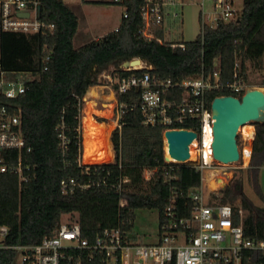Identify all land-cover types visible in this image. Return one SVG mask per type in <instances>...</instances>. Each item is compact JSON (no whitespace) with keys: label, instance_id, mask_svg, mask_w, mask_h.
Returning <instances> with one entry per match:
<instances>
[{"label":"trees","instance_id":"16d2710c","mask_svg":"<svg viewBox=\"0 0 264 264\" xmlns=\"http://www.w3.org/2000/svg\"><path fill=\"white\" fill-rule=\"evenodd\" d=\"M141 2L127 3L129 16L122 19L117 31L79 48L74 46L79 19L64 0H41V18L56 26L54 33L3 35L0 67L34 76L27 82L26 92L17 105L23 134L31 148L30 152L22 153V160L25 165L35 166L27 183L20 182L11 172L0 171V226L8 228L5 245L39 244L44 237L55 235L62 218L69 214L78 215L82 236L90 241L106 228H121L129 234L134 213L142 208L158 210L161 227L171 198L175 199L180 216L191 214L193 202L189 195L201 187V174L191 164H181L176 172L167 174L165 127L145 125L140 109L131 108L140 101L139 88L118 95L119 126L113 130L99 164L89 165L90 174L84 173L86 167L79 166L83 155L84 98L92 87L101 85L99 77L112 68L121 77L150 72L162 79L182 80L212 74L217 59L223 85L233 83L235 73L238 80L249 83V70L263 66L264 0H244L236 20L219 23L215 29L205 28L204 36L200 34L196 41L184 42L185 49L162 45L140 34ZM154 31L157 37L164 36L162 29ZM44 47L48 49L46 54ZM47 55L50 60L45 62ZM135 59L146 62L152 69L121 70L125 62ZM114 89L118 90V86ZM175 94L180 96L179 91ZM228 95L241 98L223 89L209 92L207 99L211 103L216 97ZM62 132L67 139L65 149L60 138ZM111 146L115 161L105 163L112 156ZM0 158L3 163L15 161L18 153L0 151ZM195 159L193 156L190 161ZM262 167L264 123L256 124L252 156L246 169L249 185L264 201L259 187ZM146 169L156 170L150 181L143 178ZM240 171L242 176L234 178L225 189L210 193V203L231 206L236 220L239 210H244L245 237L264 240V207L256 206L246 196L244 170ZM72 177L82 185L90 182L91 186L85 189L78 186L63 193L61 181ZM123 178L131 182L118 191L114 186ZM144 185L149 186V191L144 190ZM121 200H126L127 205L122 207ZM81 255L83 264H105L98 256L90 257L86 252ZM15 257V250L0 249V264H15ZM244 264H264L263 253H244Z\"/></svg>","mask_w":264,"mask_h":264},{"label":"built area","instance_id":"2783aa9c","mask_svg":"<svg viewBox=\"0 0 264 264\" xmlns=\"http://www.w3.org/2000/svg\"><path fill=\"white\" fill-rule=\"evenodd\" d=\"M129 1L114 0V3L124 6L122 19L129 16L127 5ZM212 1V12L208 15L202 12L201 36H204L205 28L215 29L219 23L236 20L241 13L235 9L233 0ZM185 4V0H142L140 13L143 26L140 34L148 40H157L162 45L185 49L184 41L177 42L168 38L169 32L179 24ZM201 5L204 6V0ZM40 13L41 0H0V42L6 33L45 35L54 33L56 26L43 21ZM24 14L29 16L25 17ZM158 28L164 31L162 38L155 34L154 30ZM118 29L119 27L115 30ZM43 51L46 54L47 47H44ZM49 60L50 56L47 55L44 61ZM142 69L151 70L152 67L142 61V66L129 68L122 66L121 70L133 72ZM220 74L216 59L213 72L208 76L173 80L162 79L145 72L142 76L133 73L128 77H121L119 71L112 68L99 77L100 81L103 79L107 83V87L114 88L117 85L118 90H115L117 95L133 88L141 89L139 103L132 105L131 108L140 109L145 125L164 126V134L172 130L197 133L194 140L196 146L194 142L192 143L195 160L179 162L168 158L165 149L167 174L176 172L181 164H191L201 174L202 185L189 195L193 207L187 217L179 215L175 199L171 198L164 210V220L160 227L161 237L157 244L135 245L121 228L101 230L93 241H90L82 236L78 215L69 214L62 218L55 235L44 237L36 245H5L3 240L8 234V228L0 226V249L15 250V264H83L82 252H86L90 257H100L105 264H244L246 252L257 251L264 255V240H251L245 237L244 210H239L236 220L231 206L210 203L209 195L214 190L204 194L203 185L209 179L207 174L210 173L211 179H215L216 182H222L223 179L215 178L213 174L215 170H222L228 166L214 158L215 120L211 110L212 102L208 101L207 94L228 89L242 97L247 90L246 85L238 80L237 73L234 75L235 81L226 85L220 82ZM33 79L32 73L10 72L0 67V151L18 153L15 161L3 163L4 159L0 158V171L13 173L24 183L31 180L35 166L25 165L22 160V153L30 152L31 148L23 134L21 110L17 101L25 94L27 82ZM177 91L180 92V96L175 94ZM105 103L109 105L108 102ZM117 110L119 122L121 113L118 103ZM245 128L253 129L251 135L245 132ZM208 136L213 137V140L208 142ZM255 137V123H248L239 130L240 161L245 155L249 156L250 161ZM60 138L65 149L67 139L63 132ZM82 165L86 167L84 173L89 175L90 168L89 165L83 164V155L79 159V166ZM155 172L156 170L146 169L143 178L150 181ZM130 182L129 178H123L114 187L121 191ZM78 186L85 189L91 184L88 182L82 185L73 177L61 181L63 193L72 192L73 188ZM120 204L124 207L127 201L121 200Z\"/></svg>","mask_w":264,"mask_h":264},{"label":"rangeland","instance_id":"374dc122","mask_svg":"<svg viewBox=\"0 0 264 264\" xmlns=\"http://www.w3.org/2000/svg\"><path fill=\"white\" fill-rule=\"evenodd\" d=\"M64 1L72 8V10L79 19L78 32L74 38V46L76 48H79L87 43L103 38L107 34L113 32L122 21L124 6L122 4L114 3V0ZM185 2L186 4L182 9L179 24L176 25V27H173L172 31L169 32L168 38L177 42H194L201 34L202 12L204 11L205 13H207V15L211 13L213 10V1L204 0V6L201 5L203 0H185ZM233 2L235 9L241 12L244 7V0H233ZM249 79L250 82L245 84L247 90L258 89L264 92V81H261L264 80V59L263 66L261 69L249 70ZM96 88V96L92 97V91L89 90V94L87 93L84 99L82 110L83 130L85 133V111L87 110V107H89V105H92L91 107L93 108V111H98V113H93V116L96 121L104 124L115 123V126L112 124H106L110 127V129L107 130L108 138H111L113 130L118 127L117 103L115 102V99L112 101V104L108 103L109 106H105V102H107V97L109 96L110 92L115 93L116 91L114 88L107 87V83L103 79L101 80V85L96 86ZM108 107L111 108L108 109ZM102 113L106 114L107 116H103ZM106 144L107 142H105L103 145L99 144L101 146H99L100 151L94 163H86L83 159V164L91 165L99 163ZM249 163L250 161L246 163L241 160L238 163L228 165L222 170H215V173L213 175L215 176V178L223 179L222 182H216L215 179H211L210 173H208L207 177L210 180L208 179V182L203 185L204 194L206 195L209 191L212 190H214V192L216 193H219L221 190L225 189L234 178L242 176L240 170H244V192L246 196L256 206L264 207V201L258 196L256 190L251 187L248 183L246 169L249 166ZM259 187L264 196V167L261 168L259 173ZM144 190L149 191V186L144 185ZM209 198H211V195H209ZM128 236L130 242L135 245L157 244L161 237L158 210L149 208H142L136 210L134 213L133 226ZM229 242L230 240H228V243Z\"/></svg>","mask_w":264,"mask_h":264},{"label":"water","instance_id":"95a60500","mask_svg":"<svg viewBox=\"0 0 264 264\" xmlns=\"http://www.w3.org/2000/svg\"><path fill=\"white\" fill-rule=\"evenodd\" d=\"M28 17V14H24ZM142 60L135 59L123 64L124 68L137 67ZM214 124V158L224 165L240 161L238 146L239 128L248 124L264 123V92L258 89H248L239 98L236 96H219L211 104ZM167 139L170 156L179 161L187 162L194 156L192 143L197 133L187 130H172L164 134Z\"/></svg>","mask_w":264,"mask_h":264},{"label":"bare ground","instance_id":"6f19581e","mask_svg":"<svg viewBox=\"0 0 264 264\" xmlns=\"http://www.w3.org/2000/svg\"><path fill=\"white\" fill-rule=\"evenodd\" d=\"M140 66H142V64ZM90 91H92V97L96 96L95 88L91 89ZM115 96H116L115 93L110 92L109 96L107 97L108 98L107 102L112 104V101L115 100ZM91 106L92 105H89V107H87V110L85 111L86 115L84 117L86 130L85 133L83 130V159L86 163L88 162L94 163L96 161V157L98 156L101 147L99 144L103 145L105 142H107V138H108L107 130L110 129L108 125L96 121V119L93 116V113L94 112L98 113V111H93V108ZM109 108L111 107H108V109ZM102 115L105 117L107 116L106 114L103 113ZM242 127H240L239 130H242ZM244 130L246 133H248V135H251V133L253 132L252 128H245ZM212 140L213 137L208 136V142ZM193 144L194 146H196V141H194ZM165 149L168 158H172L169 154V147L166 138H165ZM194 157L196 156L194 155ZM243 160L246 163L249 162V156L245 155Z\"/></svg>","mask_w":264,"mask_h":264},{"label":"crops","instance_id":"0c3cea01","mask_svg":"<svg viewBox=\"0 0 264 264\" xmlns=\"http://www.w3.org/2000/svg\"><path fill=\"white\" fill-rule=\"evenodd\" d=\"M118 27H119V26H118ZM116 28H117V27H116ZM93 88H96V86H95V87H92L91 89H93ZM91 89H90V90H91ZM84 99H85V98H84ZM115 99H116L115 102L118 103V97L115 98ZM105 106H107V105H105ZM113 106H114V104H113ZM106 124H112V125L115 126V123H106ZM117 124H119L118 121H117ZM108 139H109V141L107 140V142H108V144H109V142H110V138H108ZM108 144H107V146H108ZM111 151H112V156H111L110 160H109L108 162H105V163H111V162L115 161V155L113 154L112 146H111ZM96 164H99V163H96Z\"/></svg>","mask_w":264,"mask_h":264}]
</instances>
